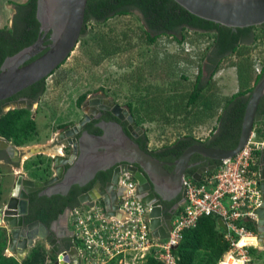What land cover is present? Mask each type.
Returning <instances> with one entry per match:
<instances>
[{
	"label": "water",
	"instance_id": "obj_1",
	"mask_svg": "<svg viewBox=\"0 0 264 264\" xmlns=\"http://www.w3.org/2000/svg\"><path fill=\"white\" fill-rule=\"evenodd\" d=\"M189 13L204 20L225 26L236 31L238 28H248L264 25V0H174ZM88 0H37V20L40 23V32L37 41L24 48L17 54L5 59L0 70V102L10 99L24 89L47 78L57 70L71 55L82 35L85 24V14ZM264 98V78L253 89L246 108L242 131L237 147L225 150L196 144L188 148L180 159L173 163L158 160L149 152L143 150L137 144L138 133L144 132L138 125L133 115L121 106L110 101H105L106 108L119 121L127 122L128 135L119 123L102 125L104 135L88 136L82 139V162L76 164L70 173L69 183H65L66 191H69L73 180L79 171L86 172L83 179H94L97 172L104 171L115 164L120 166L115 170L113 178L114 193L112 196H104L106 211L109 215L119 216V194L117 192L121 175L130 174L138 182V199L151 208L150 230L151 236L162 240L170 235L172 215L165 216L162 201H171L180 194L185 201V190L183 191V179L186 175L187 164L193 155L215 161L233 159L246 147L256 123H264V115L258 114L260 102ZM103 102V101H101ZM30 100H20L10 104L8 108L22 109ZM91 104H98L92 101ZM103 108V107H102ZM88 118L79 124L76 133L83 129ZM75 131H70L73 136ZM116 139V141H115ZM106 151H99V150ZM78 147L75 144V155ZM75 158V156H73ZM105 159V161H104ZM68 161H66L67 163ZM140 166L139 168L135 166ZM167 166L174 167L169 171ZM217 168V164L209 168L200 169L194 175V180L200 182L202 175ZM63 167L60 168L62 170ZM83 177V176H82ZM61 174L59 173L60 179ZM261 188L264 192V147L260 160ZM54 180V181H56ZM49 182L41 183L26 180L21 176L16 184L11 198L8 200L6 209L0 211L3 214V222L11 234L10 250L16 252V258L22 262L34 247L38 238L45 239L52 231L40 221H36L28 228L23 229L25 217L29 213L30 194L47 187ZM153 189V191H152ZM158 196L160 199H158ZM92 197L82 196L81 202H90ZM259 215L260 242L264 246V204L257 210ZM219 225L226 230L222 219ZM60 254L59 264H82V257L76 256L77 250H69ZM74 256V257H73Z\"/></svg>",
	"mask_w": 264,
	"mask_h": 264
},
{
	"label": "trees",
	"instance_id": "obj_2",
	"mask_svg": "<svg viewBox=\"0 0 264 264\" xmlns=\"http://www.w3.org/2000/svg\"><path fill=\"white\" fill-rule=\"evenodd\" d=\"M128 14L136 16L141 22L147 43L151 45L155 44L157 39L163 35L169 36L178 44L183 45L184 32L188 30L210 33L215 36L214 44L209 48L212 51H208L206 55L208 75L205 77L203 74L206 71L205 65L204 68L203 64L199 65L200 73L196 77L193 90L187 97L178 92L176 87L167 88L165 84L156 87L150 84L144 88L142 85L146 82V78L144 71L141 70L138 84L135 87V92L140 95L137 96L136 102L128 104L130 112L138 124L143 121L172 123L173 120L170 117H174V119L179 117L195 118L193 109H197L196 107L211 111L214 104H219L212 96L210 99L209 94L213 85V77L222 61L229 55H244L249 44L256 40L255 31L264 30V25H262L238 28L234 31L189 13L174 0H88L81 37L87 35L88 23L102 24L113 17ZM12 22L10 27L0 30V70L6 58L17 54L37 41L40 32V23L37 20V0H28L26 3L18 5ZM101 41L104 42L103 51L105 54H113L111 49H109L110 51L107 49L106 41L103 39ZM160 54H157L158 57ZM167 56L157 60L165 62ZM211 56H213V60H211ZM169 63L175 71L179 65V58L174 63L171 61ZM255 65H251L248 60L239 64L237 73L240 89L222 105V113L218 117L219 125L215 129L218 134L214 140L208 138L205 142H201L191 135H184L169 145L151 150L149 148V133L146 130L143 139L140 141L141 148L160 161H176L188 148L195 144L225 150L237 147L249 97L255 86L264 78V68L262 73L257 75ZM253 72L256 74V78L254 86H250L248 82L252 78ZM184 78L186 79L185 76ZM44 88L42 86L34 97L41 96ZM142 93H145V96ZM86 98V94L82 95L79 104L81 102L83 104ZM262 102L259 105L258 114H264ZM37 128L38 126L31 118L30 112L25 109L10 111L0 118V135L18 146L30 143L37 136ZM254 129L257 136L264 139V123H256ZM214 163L220 164L217 161ZM76 197L73 196L72 198ZM70 203L74 206L78 202L61 196L41 198L33 195L30 198V214L27 222L40 221L50 227L51 223L57 220L67 207L72 205ZM182 208L180 207L178 211H181ZM219 219L217 216L202 217L195 228L185 231L182 241L174 250L179 264L218 263V260L230 248L224 238L225 230L218 223ZM248 228L254 229L252 225H248ZM4 234L5 236L0 240V264H58V257L54 251L46 250L44 246L35 245L22 262L15 256H6L9 235L7 232ZM252 252L253 250H251V254H253ZM255 255L257 254H253V258ZM110 264L119 263L112 261ZM144 264H159V262L152 255H149Z\"/></svg>",
	"mask_w": 264,
	"mask_h": 264
},
{
	"label": "rangeland",
	"instance_id": "obj_3",
	"mask_svg": "<svg viewBox=\"0 0 264 264\" xmlns=\"http://www.w3.org/2000/svg\"><path fill=\"white\" fill-rule=\"evenodd\" d=\"M27 1L0 0V30H5L12 25L17 6ZM255 35L256 40L249 44L244 55H229L219 66L213 77V85L209 94L210 99L212 96L219 104H214L211 111L196 107L197 109H193L195 118L188 117L185 119V117H179L174 119V117H170L173 120L172 123L143 121L139 124L149 133V148L151 150L169 145L184 135H191L201 142L211 136L219 125L218 116L222 110V105L240 89L237 73L239 64L248 60L251 65L256 64L257 68H264V30H256ZM184 36L183 45L165 35L160 36L156 43L151 45L147 43L141 22L131 14L113 17L102 24L88 23L87 35L80 37L68 60L65 61L55 75L47 79L42 114L51 111L52 105L54 107L59 106V113L65 114L66 110V112H69L70 119L78 121L81 119L82 113L73 110L74 104L75 100L85 93H88L89 97L104 93L121 106L126 107L130 102H136L137 96L140 95L135 92V87L138 84L141 70L144 71L146 78V82L142 85L144 88L150 84L154 87L165 84L167 88L176 87L179 90L178 92L187 97L193 90L198 67L203 64L215 36L210 33L190 30L185 31ZM101 39L106 41L108 44L107 49H111L113 54H105L103 51L104 42ZM158 53H161L159 57ZM166 55L168 56L165 62L158 61V58L162 59ZM177 58H179V65L173 71V67L170 66L169 62L174 63ZM203 65L206 69V62ZM207 71L206 69L205 77L208 75ZM255 75L253 72L252 78L248 82L250 86H254ZM142 94L145 96V93ZM50 120L51 118H49V121L38 119L41 137H45L49 133L47 124ZM35 139L31 143L33 145L25 146L26 151L36 147H48L50 144L42 145L37 142L40 139ZM36 142L37 144H35ZM1 174L0 177H3ZM13 183L14 180L10 181L9 187ZM2 188L3 185L0 181V194L2 191L4 192ZM0 199L1 208L6 205L9 196L0 195ZM61 224L65 226V223ZM2 225L5 226L6 224L2 223ZM5 231V228L0 229V240L5 236ZM11 241L10 238L9 243ZM44 243L43 240H39L35 245L44 246L46 250H49L48 244ZM122 259L126 261V264H144L146 261V259L140 260L137 258L129 262L127 257ZM253 264H264V250H260L255 255Z\"/></svg>",
	"mask_w": 264,
	"mask_h": 264
},
{
	"label": "built area",
	"instance_id": "obj_4",
	"mask_svg": "<svg viewBox=\"0 0 264 264\" xmlns=\"http://www.w3.org/2000/svg\"><path fill=\"white\" fill-rule=\"evenodd\" d=\"M255 69L261 74L263 67L255 65ZM262 145L253 132L236 158L224 160L217 170L204 175L201 182L186 177L183 180L185 201L180 206L183 208L175 213L170 235L164 240L151 236L150 208L138 199L133 177L124 174L119 184L124 190L119 217L107 216L96 207L70 212L68 225L75 241L82 244H79L80 249L75 248L78 252L75 258L81 256L82 264H110L112 261L126 264L122 258L127 257L131 262L152 255L159 264H179L174 249L185 231L195 228L202 217L217 216L226 225L224 238L230 246L217 264H253V254L264 250L257 213L264 204L258 168ZM67 255L71 257L69 252Z\"/></svg>",
	"mask_w": 264,
	"mask_h": 264
},
{
	"label": "flooded vegetation",
	"instance_id": "obj_5",
	"mask_svg": "<svg viewBox=\"0 0 264 264\" xmlns=\"http://www.w3.org/2000/svg\"><path fill=\"white\" fill-rule=\"evenodd\" d=\"M213 40V44H214ZM212 44V45H213ZM211 45V46H212ZM210 46V47H211ZM209 47V48H210ZM212 51L211 49L209 52ZM68 60V59H67ZM66 60V61H67ZM211 60H213V56H211ZM206 62V56L203 60V64ZM63 66V64L55 70L50 76L47 78L33 84L32 86H29L28 88L24 89L20 93L14 95L10 99L4 100L0 102V118H2V115L7 114L10 111L14 110H28L31 114V118L36 122L38 125V119H47L49 121V118H51L49 124H47V130L49 131L48 134L45 135V137H41V129L37 128V136H35L32 141L24 146H18L15 145L12 141L7 140L4 136L0 135V173L3 177H0L1 184L3 185L1 196H9V199L11 198L14 190L16 189V184L21 176H23L26 180L30 181H36V182H49L47 187H44L41 190H37L35 192H32L30 194V198L33 195H37L41 198L47 197V198H53L55 196L63 197L66 199L77 201L78 203L73 206L70 205L66 208L65 212L59 216V218L51 223V226L49 227L52 231L48 234V236L45 239L38 238L36 239L35 243L39 240H43L45 243L48 244V249L54 251L55 254H59L63 251L69 252V250L78 248L80 249L79 244L75 241L73 238V234L71 231V227L68 225V217L72 210L74 209H80L81 211H85L87 208L96 207L97 209H102L105 211V214L110 217H119L117 215L112 216L109 215V213L106 211V203H105V197L104 196H112V193L115 191L113 190L115 185L113 184V178L115 175V170L120 166L119 164H115L111 166L110 168L97 172L94 179H83L85 178L84 175L87 171L82 172L79 171L78 174L73 173L74 176L73 180L78 181V183H73L72 187L69 191H66L65 183H69V180L71 179L69 177L70 173L74 170L76 167V164L78 161L82 162V139L86 137V134L88 136H102L104 135V131L102 130V125L104 123L113 124V123H119L123 127L124 131L128 135L130 133L127 130L128 123L119 121L114 115H112L109 111H107V103L104 104L105 101H110L114 104H118L115 100L110 98L109 96H106L104 93H101L99 95L89 97L88 93H85L87 95L86 100L80 102V98H82V95H80L76 100L74 104V109L78 113H82L81 119L78 121L74 119L69 118V112L65 110V114L59 113V106L54 107L52 105L51 111H48L44 114H42V111L44 107L43 105V97L46 93V81L49 77H52L55 75V73ZM204 68V65H203ZM200 71L198 70V74ZM205 74V73H203ZM44 86L45 90L42 93L41 96L38 98H35L34 95L39 92L41 87ZM20 100H30L31 104H26V106L22 109H12V108H6L9 107L10 104L20 101ZM264 100L262 98L261 102ZM92 101L98 102V104H91ZM103 101V102H101ZM260 102V104H261ZM103 107V108H102ZM123 109H126L129 113L130 109L128 107V104L126 107L121 106ZM262 108H264V102H262ZM71 111V110H70ZM222 111L220 112L219 116L221 115ZM131 115H133L131 113ZM264 115V114H262ZM40 116V117H39ZM218 116V117H219ZM134 117V115H133ZM86 118H88L86 124L84 125L83 129L76 133V129H79V124L83 122ZM135 119V118H134ZM144 132L138 133L137 137L134 138V141L140 145V141L143 139L146 129L143 128ZM70 131H75L73 136L69 135ZM218 131L215 130L212 132L211 136L209 137L210 140H214L217 136ZM37 138L40 139V144H47L48 147L42 146L41 148L36 147L35 149L31 148L29 151L25 150V146L27 145H33V140ZM45 141H43V140ZM36 140V139H35ZM42 141V142H41ZM116 141V139H115ZM206 141V140H205ZM203 141V142H205ZM37 142L35 144H37ZM75 144L78 147V153L75 155ZM196 145V144H195ZM219 149V148H218ZM101 152L106 150H99ZM75 156V158H73ZM180 158H178L176 161H178ZM261 160V157H260ZM259 160V161H260ZM66 161H68L66 163ZM105 161V159H104ZM176 161H164L166 163H173ZM215 160L205 158L200 156L199 154H195L190 159L189 163L187 164V170L186 175H189L191 173H196L200 169H207L212 165H215ZM217 164V163H216ZM138 168L140 166L136 165ZM63 167L62 170L60 168ZM140 171H142L141 168H139ZM167 169L169 171L174 170V167L167 166ZM143 172V171H142ZM59 173L61 174V178L57 179L59 177ZM83 176V177H82ZM123 175H121L120 180ZM14 183L9 187V182L13 181ZM56 180V181H54ZM120 180L117 187V192L120 191L118 200H119V207L120 203L122 201V198L124 196V190L122 187H120ZM183 186V191H184ZM153 191V189H152ZM78 194V195H77ZM103 194V195H102ZM90 196L92 197V201L90 202H81L82 196ZM73 196H77L76 198H72ZM8 199V200H9ZM158 199L160 197L158 196ZM184 200V197L182 194L177 196L176 198L172 199L171 201H162V208L165 216L172 215L171 220V227L174 220L175 213L177 212L179 208V204ZM7 205V203H5ZM6 205L0 208V211L5 210ZM119 214V211L116 212ZM30 214V204H29V213L25 217L23 229L28 228V225L36 222H27V218ZM0 218L3 224V214H0ZM61 223H65V226H62ZM7 229V227H6ZM7 234L11 238V234L7 230Z\"/></svg>",
	"mask_w": 264,
	"mask_h": 264
},
{
	"label": "clouds",
	"instance_id": "obj_6",
	"mask_svg": "<svg viewBox=\"0 0 264 264\" xmlns=\"http://www.w3.org/2000/svg\"><path fill=\"white\" fill-rule=\"evenodd\" d=\"M84 28V27H83ZM263 71V70H262ZM256 74H257V72H256ZM198 75V74H197ZM257 75H260V74H257ZM139 125V124H138ZM255 127V126H254ZM253 132H255V129L253 130ZM252 132V133H253ZM256 133V132H255ZM252 135V134H251ZM256 136H257V134H256ZM251 137V136H250ZM250 140V139H249ZM257 140L259 141V142H261L263 145H262V147H261V149L259 150V152H262V149H263V147H264V139L263 138H259L258 136H257ZM249 142V141H248ZM248 144V143H247ZM247 146V145H246ZM242 152V151H241ZM259 152H258V156H259V160H260V157H261V155H259ZM240 154V153H239ZM238 154V155H239ZM237 155V156H238ZM236 156V157H237ZM236 157H234V158H236ZM233 158V159H234ZM228 160H231V159H228ZM224 161V160H223ZM223 161H217V162H220V164L219 163H217V168L216 169H214V170H212V171H208V172H206V173H204L203 175H202V178L204 177V175H206V174H209V173H213L215 170H217L218 169V167L222 164V162ZM162 162H164V161H162ZM216 164V163H215ZM213 166V165H212ZM258 168H259V173H260V161H259V166H258ZM195 174V173H194ZM194 174H189V175H185V177H184V179L186 178V177H192L193 178V175ZM130 175V174H129ZM132 176V175H131ZM133 177V176H132ZM202 178H201V180H200V182L202 181ZM133 179H134V177H133ZM183 179V180H184ZM194 179V178H193ZM134 181L137 183V189H138V182L134 179ZM196 181V180H195ZM196 182H198V181H196ZM260 182H261V179H260ZM260 186H261V184H260ZM262 189V188H261ZM263 191V190H262ZM138 196H139V189H138ZM143 203V202H142ZM143 204H145V203H143ZM146 205V204H145ZM147 206V205H146ZM182 206V205H181ZM180 207V206H179ZM150 208V207H149ZM179 209V208H178ZM150 211H151V208H150ZM150 219V218H149ZM37 243V242H36ZM35 243V244H36ZM35 246V245H34ZM32 249V248H31ZM30 249V250H31ZM64 253H68V252H65V251H63V252H61V253H57L56 255H57V257H59V255L60 254H64ZM70 253V252H69ZM59 260V259H58Z\"/></svg>",
	"mask_w": 264,
	"mask_h": 264
},
{
	"label": "crops",
	"instance_id": "obj_7",
	"mask_svg": "<svg viewBox=\"0 0 264 264\" xmlns=\"http://www.w3.org/2000/svg\"><path fill=\"white\" fill-rule=\"evenodd\" d=\"M0 228H5V229H6V226H3V225H2L1 218H0ZM5 232H7V229H6ZM9 240H10V237H9ZM10 243H11V242H10ZM10 243L8 244V247H7V250H6V253H5V254H6V256H15V257H17V256H16V252L10 250ZM27 256H28V255H27ZM27 256H26V257H27ZM26 257H25V258H26Z\"/></svg>",
	"mask_w": 264,
	"mask_h": 264
}]
</instances>
